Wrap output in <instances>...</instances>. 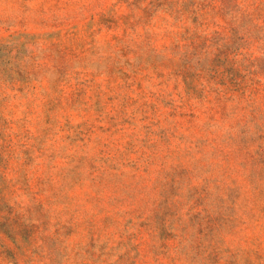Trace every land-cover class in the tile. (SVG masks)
<instances>
[{"label":"rangeland","instance_id":"rangeland-1","mask_svg":"<svg viewBox=\"0 0 264 264\" xmlns=\"http://www.w3.org/2000/svg\"><path fill=\"white\" fill-rule=\"evenodd\" d=\"M0 264H264V0H0Z\"/></svg>","mask_w":264,"mask_h":264}]
</instances>
